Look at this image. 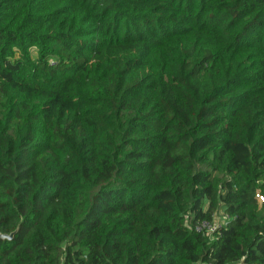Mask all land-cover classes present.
Listing matches in <instances>:
<instances>
[{"label": "trees", "instance_id": "1", "mask_svg": "<svg viewBox=\"0 0 264 264\" xmlns=\"http://www.w3.org/2000/svg\"><path fill=\"white\" fill-rule=\"evenodd\" d=\"M258 191L264 0H0V264H264Z\"/></svg>", "mask_w": 264, "mask_h": 264}, {"label": "built area", "instance_id": "2", "mask_svg": "<svg viewBox=\"0 0 264 264\" xmlns=\"http://www.w3.org/2000/svg\"><path fill=\"white\" fill-rule=\"evenodd\" d=\"M256 197L258 198V200L260 202H264V193L261 191H258L256 193ZM227 220V217H222L219 220H208V219H202L199 220L196 224H195V231L197 233H202L205 235H212L214 232H216L217 230H219L221 228V225H223ZM241 264V263H239Z\"/></svg>", "mask_w": 264, "mask_h": 264}, {"label": "rangeland", "instance_id": "3", "mask_svg": "<svg viewBox=\"0 0 264 264\" xmlns=\"http://www.w3.org/2000/svg\"><path fill=\"white\" fill-rule=\"evenodd\" d=\"M219 216L221 217L222 215H221V214H219L217 217H219Z\"/></svg>", "mask_w": 264, "mask_h": 264}]
</instances>
